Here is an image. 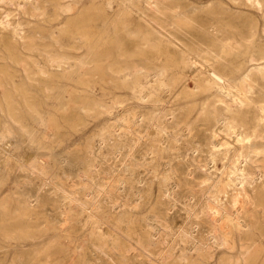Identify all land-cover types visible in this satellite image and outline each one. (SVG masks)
<instances>
[{
    "label": "rangeland",
    "instance_id": "374dc122",
    "mask_svg": "<svg viewBox=\"0 0 264 264\" xmlns=\"http://www.w3.org/2000/svg\"><path fill=\"white\" fill-rule=\"evenodd\" d=\"M107 1L128 27L125 43H102L115 73L103 68L93 91L58 81L64 101L90 103L62 111L50 96L33 112L0 111V264H264V168L254 162V184L242 190L240 129L223 116L205 129L208 110L241 107L246 73L252 95L264 86V57L248 61L264 56L263 10L168 0L201 23L152 29L145 0L83 3L97 13ZM123 2L129 13L117 9ZM52 23L45 28L64 26ZM149 32L162 40L139 43Z\"/></svg>",
    "mask_w": 264,
    "mask_h": 264
},
{
    "label": "bare ground",
    "instance_id": "6f19581e",
    "mask_svg": "<svg viewBox=\"0 0 264 264\" xmlns=\"http://www.w3.org/2000/svg\"><path fill=\"white\" fill-rule=\"evenodd\" d=\"M145 1L150 20L148 25L152 29H155V25L160 29L164 28L160 21L178 29H184L190 23H201L184 11L178 10L183 5L180 4L182 2L172 4L168 0ZM242 2L253 5L264 12V0H242ZM105 5L106 8L103 6L97 13H94L89 11L90 6H86L83 0H72L71 3H62L60 0H0V111L10 112L23 109L33 112V110L40 109V105L46 103V97L50 96L56 97L60 104L58 109L62 111L72 107H85L90 103L85 95L78 98L67 97L64 101L63 96L65 97V94L70 92L60 91V88L66 86L58 84V81L75 77L81 83L83 82L88 90L93 91L94 87H99L103 68L115 73L111 65H103L102 43H125L124 34L127 35L128 27L123 20L112 19L113 11L109 10L114 5L111 1L105 2ZM117 9L130 12L129 6L124 2ZM191 9L194 12L197 7L192 6ZM96 15L99 17L106 15V17L93 18ZM77 17H82V19ZM152 21L155 25L151 23ZM52 22L64 26L60 29L45 28L47 23L53 24ZM77 24H81L79 28L75 27ZM151 35L150 32L141 34L139 43H158L162 40L158 35L153 34V37ZM64 40L69 41L67 43ZM219 40L225 43L226 37H220ZM107 53L109 55V50ZM263 57L249 56L248 61ZM126 69V67H121L116 70L120 74L119 78H127ZM257 70L264 76V67L263 70ZM251 74L252 71L246 73L241 78L240 85L236 86L239 101L242 104L238 110L234 111L228 106L220 109L213 108L208 110L205 118V129L207 130L212 129L215 122L221 119L220 116L224 117L222 122L225 128L233 126L240 129L237 141L241 144L235 149L234 160L235 167L241 174L239 183L244 191H246V185L254 184V166L256 165L254 162L260 161L257 166L264 168V149L260 146L264 140V86L260 85L261 89L258 94L252 95L250 81L254 78L250 76ZM211 75L221 80L218 73L212 71ZM137 76L139 75L136 74L134 80L138 79ZM136 82L132 83V88H135ZM38 96H42L43 100H39ZM226 110L230 112L229 115H226ZM21 209L20 211H23ZM27 210L24 208L23 212Z\"/></svg>",
    "mask_w": 264,
    "mask_h": 264
}]
</instances>
